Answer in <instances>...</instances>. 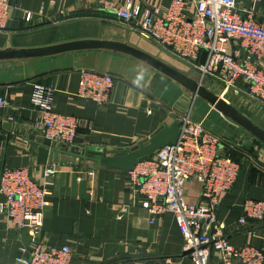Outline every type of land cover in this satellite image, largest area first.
<instances>
[{
	"label": "crops",
	"instance_id": "0c3cea01",
	"mask_svg": "<svg viewBox=\"0 0 264 264\" xmlns=\"http://www.w3.org/2000/svg\"><path fill=\"white\" fill-rule=\"evenodd\" d=\"M10 1L11 20L7 29L0 31V50L46 48L87 39L112 40L145 51L199 81L191 74L195 68L118 18L116 10L126 0ZM137 1L166 9L172 0ZM239 3L253 8L259 21L264 22V0ZM27 12L32 13L31 20L26 19ZM230 50L234 52L235 48L231 45ZM83 69L115 77L110 100L104 106L78 95ZM35 83L55 89L56 111L82 120L76 141L65 147L81 152L132 147L165 125L181 123L185 116L203 122L222 138V151H229L242 164L235 186L222 194L218 209L226 236L235 246L264 251V220L248 218L246 224L240 223L247 200L264 201V144L150 63L105 48L0 59V97L12 105L0 115V178L6 169L28 168L33 179L43 184L44 169L58 167L38 235L40 242L73 248L71 264H193L184 251V238L174 214L167 212L152 221L150 212L142 206V198L133 192L126 172L62 153L41 163L36 140L46 135L36 123L38 112L31 103ZM9 123L11 129L4 126ZM200 195L201 185L191 184L186 201L198 202ZM4 199L0 192V203ZM125 205L129 208L119 218ZM31 242L27 231L16 229L0 210V264H18L20 246L29 247ZM211 264H222L219 251L213 250Z\"/></svg>",
	"mask_w": 264,
	"mask_h": 264
},
{
	"label": "built area",
	"instance_id": "2783aa9c",
	"mask_svg": "<svg viewBox=\"0 0 264 264\" xmlns=\"http://www.w3.org/2000/svg\"><path fill=\"white\" fill-rule=\"evenodd\" d=\"M12 9L10 0H0V31L7 29ZM116 15L143 37L199 70L202 85L210 79L222 86L221 96L227 101L228 93L238 89L264 105V22L253 8L240 5L239 0H172L166 9L126 0ZM31 18L32 13L27 12L26 19ZM114 85L112 74L83 69L77 93L104 106ZM54 97L52 87L34 84L31 103L38 112L36 123L46 137L70 147L82 120L56 111ZM10 107V102L0 97V115ZM222 142L203 122L185 116L178 141L163 145L152 157L138 162L127 172L128 179L152 221L167 212L174 214L184 251L189 252L193 264H211L213 250L220 252L222 264H264V251L233 245L226 236V225L218 218L221 196L235 186L242 170L232 153L222 151ZM57 172V166H47L43 184L33 179L28 168L6 169L1 175L0 192L5 199L0 210L16 229L26 230L32 241L29 247L20 246L18 264L72 262L74 249L70 246L38 240ZM194 183L201 185V198L188 202L186 192ZM128 208H121L119 218ZM242 212L241 224L248 218L264 220V201L247 200Z\"/></svg>",
	"mask_w": 264,
	"mask_h": 264
},
{
	"label": "water",
	"instance_id": "95a60500",
	"mask_svg": "<svg viewBox=\"0 0 264 264\" xmlns=\"http://www.w3.org/2000/svg\"><path fill=\"white\" fill-rule=\"evenodd\" d=\"M94 48L119 50L145 60L160 71L164 72L192 90L195 96H201L202 98L206 99L213 106V108L232 120L238 126L242 127L255 139L264 144V128L258 125L245 113H243L238 107L227 101L221 95L215 94L209 88L202 85L199 81L189 78L177 68L167 64L166 62L149 53H146L145 51L130 46L126 43L112 40L87 39L46 48L0 50V59L45 57L74 50ZM239 82L242 83V80H239ZM4 126L8 129L12 128V124L10 123ZM180 133L181 123L179 121H175L170 125L163 126L150 138L140 141L138 144L132 147L115 151L99 149L81 152L75 148H65L49 137L38 138L36 140V144L39 146L41 163L47 162L48 159L52 161L56 154L62 153L72 155L75 158H85L92 160L99 166L115 168L127 173L128 171L132 170L138 162L152 157L163 145L167 143H176L180 137ZM188 253L189 252H186V254Z\"/></svg>",
	"mask_w": 264,
	"mask_h": 264
},
{
	"label": "rangeland",
	"instance_id": "374dc122",
	"mask_svg": "<svg viewBox=\"0 0 264 264\" xmlns=\"http://www.w3.org/2000/svg\"><path fill=\"white\" fill-rule=\"evenodd\" d=\"M165 52L171 54L166 49L162 48ZM173 57L177 59L176 56L171 54ZM185 64H188L184 61ZM19 64V63H17ZM185 64H182L186 66ZM189 65V64H188ZM190 66V65H189ZM187 67V66H186ZM192 75L195 77L200 78V72L196 69L195 72H191ZM204 86L209 87V89H213L215 93H222L223 87L214 85L210 79L204 80ZM227 99L236 107H238L243 113L249 116L253 121H255L258 125L264 128V105L258 102L257 100L249 97L246 93L240 92L238 89H232L228 95L226 96ZM252 136L250 133H248ZM258 144L260 143L257 141ZM261 144V143H260ZM259 144V145H260ZM263 146V145H261Z\"/></svg>",
	"mask_w": 264,
	"mask_h": 264
}]
</instances>
